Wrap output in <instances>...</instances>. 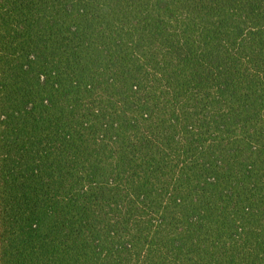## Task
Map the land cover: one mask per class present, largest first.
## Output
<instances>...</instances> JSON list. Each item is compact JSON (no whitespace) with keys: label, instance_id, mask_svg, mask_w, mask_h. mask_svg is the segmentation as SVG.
<instances>
[{"label":"trees","instance_id":"obj_1","mask_svg":"<svg viewBox=\"0 0 264 264\" xmlns=\"http://www.w3.org/2000/svg\"><path fill=\"white\" fill-rule=\"evenodd\" d=\"M0 264H264V0H0Z\"/></svg>","mask_w":264,"mask_h":264}]
</instances>
